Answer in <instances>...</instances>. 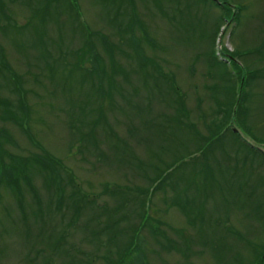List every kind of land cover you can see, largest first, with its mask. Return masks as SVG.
<instances>
[{"label":"rangeland","instance_id":"374dc122","mask_svg":"<svg viewBox=\"0 0 264 264\" xmlns=\"http://www.w3.org/2000/svg\"><path fill=\"white\" fill-rule=\"evenodd\" d=\"M212 1L0 0V264H260L264 0Z\"/></svg>","mask_w":264,"mask_h":264},{"label":"trees","instance_id":"16d2710c","mask_svg":"<svg viewBox=\"0 0 264 264\" xmlns=\"http://www.w3.org/2000/svg\"><path fill=\"white\" fill-rule=\"evenodd\" d=\"M213 2V1H212ZM219 34V33H218ZM218 34L216 35V36H214V39H213V43H215V41L217 40V38H218ZM226 53V52H225ZM235 54L236 53H234V55H231L233 58L235 57ZM227 55H230V54H227ZM235 59V58H234ZM176 92H177V98L179 97V100H176V101H178V104H180L181 106H180V108L177 110V112H178V119H179V122H177L176 124H175V126H177V125H179L178 126V130L177 131H182V130H186L187 128L190 130V131H192V133H193V139H195V140H197L199 143H204L205 141H204V139H202V136L199 134V132L196 130V131H194V127L192 126V124H190L188 121H189V119H190V112L188 111V108H187V105L184 103V100H183V95L182 94H180V93H178V90H176ZM228 115H229V113H228ZM175 123V122H174ZM174 124H169V126H173ZM168 126V125H167ZM218 128V127H217ZM188 130V131H189ZM232 132H233V130H232ZM182 133V132H181ZM232 134H234V132L232 133ZM214 135H216V134H214ZM263 158H264V155H263ZM51 161H53V162H56L57 160H54V159H51ZM36 162H38V161H36ZM40 164V163H39ZM43 165H45V167H47L48 169H50V167L49 166H47V164H46V162L43 164ZM61 165L63 166V164L61 163ZM144 195H147V197H148V195H149V193L148 192H144L143 193V196ZM138 198H140V199H136V201H140V202H138L140 205H142L143 206V208H139L138 207V212H137V214H138V216L139 217H141L142 218V222H141V224H140V226H139V228L136 230V232L138 233V234H140L142 231H143V229H141L142 227H144V228H146V226L144 225L143 226V224H144V220L146 219L145 217L147 216V214H148V212H146L147 211V209H149V206H150V202H151V200H149V199H145V201H143V202H141V200H143L144 198L142 197H139L138 196ZM179 205H180V208H181V210L182 211H184V207H183V205L181 204V203H178ZM148 219H149V217H148ZM147 219V220H148ZM146 221V220H145ZM156 234H158L157 232H156ZM232 238H233V236H237V235H234V232L232 231L231 232V235H230ZM69 237L70 236H68V243H70L72 246H73V251H77L78 250V248H76V244L75 245H73V243H71L70 242V240H69ZM60 240L58 241V243H57V245H56V248H57V250L58 251H60V250H62L63 249V247H65V245H66V243H67V241L65 240V238L64 237H61L60 236ZM259 248L261 249V251H263V254L262 255H260V257H259V259H257V261L260 263V264H262L263 262H264V243H262L261 241H260V246H259ZM175 251H177V250H175ZM72 252V251H71ZM128 253L127 252H123L122 253V255H121V259L119 260V261H117V262H115L114 264H125V261H126V258H127V255ZM89 261V260H88ZM90 262V261H89ZM108 264H112V262H110V263H108ZM130 264H134V262H131ZM137 264V263H136Z\"/></svg>","mask_w":264,"mask_h":264}]
</instances>
